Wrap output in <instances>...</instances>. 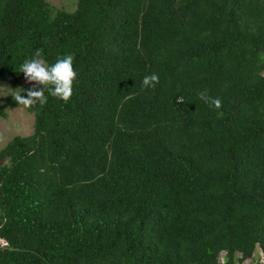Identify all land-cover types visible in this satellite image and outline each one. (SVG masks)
<instances>
[{
	"label": "trees",
	"instance_id": "1",
	"mask_svg": "<svg viewBox=\"0 0 264 264\" xmlns=\"http://www.w3.org/2000/svg\"><path fill=\"white\" fill-rule=\"evenodd\" d=\"M38 49L77 79L0 149V264L264 258V0H0V83Z\"/></svg>",
	"mask_w": 264,
	"mask_h": 264
},
{
	"label": "clouds",
	"instance_id": "2",
	"mask_svg": "<svg viewBox=\"0 0 264 264\" xmlns=\"http://www.w3.org/2000/svg\"><path fill=\"white\" fill-rule=\"evenodd\" d=\"M42 49L36 50L31 59H26L21 65L19 72L24 74L25 80L32 85L31 88L17 89L13 91V97L18 105L32 108L39 104L47 103L48 95L67 103L73 95V85L77 79L74 69V56L71 54L58 57L55 63L49 65L42 58ZM159 84V75L152 73L144 76L142 87L144 89H155ZM39 86H43L40 88ZM26 92V96L23 93ZM199 99L211 108L221 109L222 101L218 97H212L207 90L198 94ZM178 104L184 103V98H178ZM4 242V241H1ZM6 244V243H5Z\"/></svg>",
	"mask_w": 264,
	"mask_h": 264
},
{
	"label": "rangeland",
	"instance_id": "3",
	"mask_svg": "<svg viewBox=\"0 0 264 264\" xmlns=\"http://www.w3.org/2000/svg\"><path fill=\"white\" fill-rule=\"evenodd\" d=\"M54 8L73 12L77 8V0H47ZM29 84L26 80L20 88H15L8 82L0 83V105L12 98L13 91L24 89ZM34 116L25 107L8 110V118H0V149L15 136H30L34 130ZM1 165V163H0ZM222 259V258H221ZM220 259V260H221Z\"/></svg>",
	"mask_w": 264,
	"mask_h": 264
},
{
	"label": "built area",
	"instance_id": "4",
	"mask_svg": "<svg viewBox=\"0 0 264 264\" xmlns=\"http://www.w3.org/2000/svg\"><path fill=\"white\" fill-rule=\"evenodd\" d=\"M224 254H225V253H222V256L220 257V259L222 258V259L220 260L221 263L224 262V261H223V256H224ZM251 261H253V260H251ZM258 262H260V264H264V258L261 257L260 261H259L258 259L254 261L255 264H257ZM249 263H250V262H249Z\"/></svg>",
	"mask_w": 264,
	"mask_h": 264
}]
</instances>
